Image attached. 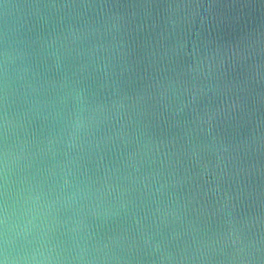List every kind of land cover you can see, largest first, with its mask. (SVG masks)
Wrapping results in <instances>:
<instances>
[{
    "label": "water",
    "instance_id": "95a60500",
    "mask_svg": "<svg viewBox=\"0 0 264 264\" xmlns=\"http://www.w3.org/2000/svg\"><path fill=\"white\" fill-rule=\"evenodd\" d=\"M0 264H264V0H0Z\"/></svg>",
    "mask_w": 264,
    "mask_h": 264
},
{
    "label": "clouds",
    "instance_id": "9594fccd",
    "mask_svg": "<svg viewBox=\"0 0 264 264\" xmlns=\"http://www.w3.org/2000/svg\"><path fill=\"white\" fill-rule=\"evenodd\" d=\"M44 206L39 203H34L32 207L22 209V215L32 216L33 219L43 214ZM29 223H32L30 220Z\"/></svg>",
    "mask_w": 264,
    "mask_h": 264
}]
</instances>
